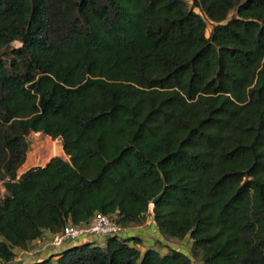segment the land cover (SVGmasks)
Listing matches in <instances>:
<instances>
[{"label": "trees", "instance_id": "16d2710c", "mask_svg": "<svg viewBox=\"0 0 264 264\" xmlns=\"http://www.w3.org/2000/svg\"><path fill=\"white\" fill-rule=\"evenodd\" d=\"M36 133L69 160L20 176ZM0 180V264L97 214L190 255L111 237L29 264H264V0H0Z\"/></svg>", "mask_w": 264, "mask_h": 264}, {"label": "crops", "instance_id": "0c3cea01", "mask_svg": "<svg viewBox=\"0 0 264 264\" xmlns=\"http://www.w3.org/2000/svg\"><path fill=\"white\" fill-rule=\"evenodd\" d=\"M36 134L41 135L40 133H36ZM47 138H51V137H47ZM58 141H60V140H58ZM62 149H63V146H62ZM63 152H64V149H63ZM34 167H37V166H34ZM21 170L19 172L20 176L25 173V172H21ZM52 236H53V234L46 232L44 237L41 240H37V241H33V242L29 243L27 250H22L19 248L14 249L15 253L17 254V258L14 262L8 263V264H29V263H34L37 261H43V260H45V259H47V258H49L55 254L62 253L63 251H65L68 248H71V247L76 246V245H82L85 243H95L96 245H99L102 247H105L107 244L106 240L89 239V240H82L78 243L77 242H74V243L68 242L61 249L60 248L56 249L50 245V241H51ZM132 237H138L142 240V243L140 245H138V247L142 250V252L151 248V249H155V250L159 251L162 254H166L169 251V249H174V250L181 251L187 255H190V253L187 250H184L181 246L176 244V242H179V241H176L173 239H168V238L162 236L158 232L157 227L154 223V220L151 217L148 219V221L146 222V224L144 226L127 229L126 233L123 235L122 238L127 239V238H132ZM185 241L180 242V243L183 244Z\"/></svg>", "mask_w": 264, "mask_h": 264}, {"label": "built area", "instance_id": "2783aa9c", "mask_svg": "<svg viewBox=\"0 0 264 264\" xmlns=\"http://www.w3.org/2000/svg\"><path fill=\"white\" fill-rule=\"evenodd\" d=\"M6 181L0 180V199L6 192L4 186ZM151 213H153V209ZM125 233L126 229L121 227L113 216L97 214L88 224L80 226L68 224L61 233L53 234L50 244L52 247L59 249L67 241L80 242L89 239L108 241L111 237L122 238Z\"/></svg>", "mask_w": 264, "mask_h": 264}, {"label": "rangeland", "instance_id": "374dc122", "mask_svg": "<svg viewBox=\"0 0 264 264\" xmlns=\"http://www.w3.org/2000/svg\"><path fill=\"white\" fill-rule=\"evenodd\" d=\"M211 28L212 27L209 26V31L207 33L208 36ZM15 46L20 47V44L16 43ZM28 141L30 144V153L28 161L22 168L21 172H26L34 166H44L51 159L57 156H61L65 160H69V158L63 152L62 144L58 140H53L51 138H47L46 136H41L39 134H33L29 137ZM152 209L153 208H151V210ZM68 242L72 243V241H67L64 246ZM176 244L181 246L184 250H187L189 253L191 252L192 241L189 238L183 244H181L180 242H176Z\"/></svg>", "mask_w": 264, "mask_h": 264}, {"label": "water", "instance_id": "95a60500", "mask_svg": "<svg viewBox=\"0 0 264 264\" xmlns=\"http://www.w3.org/2000/svg\"><path fill=\"white\" fill-rule=\"evenodd\" d=\"M164 195V192L159 195L153 202H152V207H155V205L157 204V202L162 198V196Z\"/></svg>", "mask_w": 264, "mask_h": 264}]
</instances>
